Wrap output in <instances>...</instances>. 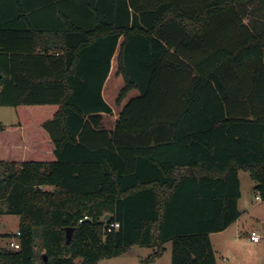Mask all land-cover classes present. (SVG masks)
Wrapping results in <instances>:
<instances>
[{"label":"trees","instance_id":"trees-1","mask_svg":"<svg viewBox=\"0 0 264 264\" xmlns=\"http://www.w3.org/2000/svg\"><path fill=\"white\" fill-rule=\"evenodd\" d=\"M118 47L116 103L140 94L115 119ZM0 106L21 112L0 123V215L20 218L0 264H151L167 241L217 264L241 170L264 200V0H0Z\"/></svg>","mask_w":264,"mask_h":264},{"label":"rangeland","instance_id":"rangeland-1","mask_svg":"<svg viewBox=\"0 0 264 264\" xmlns=\"http://www.w3.org/2000/svg\"><path fill=\"white\" fill-rule=\"evenodd\" d=\"M114 66V72L106 82L105 97L112 102L115 118L116 112H119L115 100L124 86V80L116 73V58ZM20 114L15 107L0 106V123L17 124ZM107 121L111 123L112 119L108 117ZM241 179L243 197L238 206L241 213L238 221L223 231L211 233L217 264H264V239L255 243L249 237L253 231L264 234V200L256 198V181L251 178L249 172H241ZM19 227L18 215H0V251L12 248L10 242L18 240L16 234ZM164 247L163 254L151 264H172V241H167ZM156 250L154 246H133L120 255L103 258L96 264H143Z\"/></svg>","mask_w":264,"mask_h":264},{"label":"crops","instance_id":"crops-1","mask_svg":"<svg viewBox=\"0 0 264 264\" xmlns=\"http://www.w3.org/2000/svg\"><path fill=\"white\" fill-rule=\"evenodd\" d=\"M118 55H119V47H118V49H117V51H116V53L114 54V56H113V58H112V61H111V69H110V72H109V76H108V78H107V80H106V82L109 80V78H110V76L113 74V72H114V64H115V58H116V64H117V66H116V73L118 74V75H120V76H122V78H123V75L121 74V73H119L118 72ZM124 80V79H123ZM106 82H105V85H104V88H103V96H104V98H105V100L107 101V103L113 108V110H115L114 109V107H113V105H112V102H110V100H108L106 97H105V89H106ZM121 91V90H120ZM120 93V92H119ZM131 94H133V96H131ZM139 90H137V89H132V90H130L129 92H128V94H127V96L122 100V102L120 103V104H117L116 103V100H115V103H116V105L117 106H119V112L117 113L116 112V115H115V119H117L118 117H119V114H120V112L122 111V109L124 108V106L132 99V98H135V97H137V96H139ZM119 95V94H118ZM118 97V96H117ZM117 99V98H116ZM241 172H243V170H241L240 172H239V177H240V183H241V190H242V179H241ZM246 172V171H245ZM46 188H50V187H46ZM258 193H257V195H256V198L257 199H259V200H262L261 199V197L259 196V198H258ZM242 197H243V194H242V191H241V197H240V199H239V201H238V206H240V202H241V199H242ZM240 217V216H239ZM238 221V218H237V220H235L234 222H237ZM234 222L232 223V224H234ZM231 224V225H232ZM230 225V226H231ZM229 226V227H230Z\"/></svg>","mask_w":264,"mask_h":264},{"label":"built area","instance_id":"built-area-1","mask_svg":"<svg viewBox=\"0 0 264 264\" xmlns=\"http://www.w3.org/2000/svg\"><path fill=\"white\" fill-rule=\"evenodd\" d=\"M258 198H259V196H258ZM260 199V198H259ZM117 227H119V223H112L110 226H109V231L110 230H112V228H117ZM17 236H19L20 235V232L18 231L17 232V234H16ZM250 240L252 241V242H255V243H258V242H260V241H262L263 239H264V234H260V233H257L256 231H253L251 234H250ZM10 246L12 247V248H15V249H18V248H20V241H19V239L18 240H13V241H11L10 242Z\"/></svg>","mask_w":264,"mask_h":264},{"label":"water","instance_id":"water-1","mask_svg":"<svg viewBox=\"0 0 264 264\" xmlns=\"http://www.w3.org/2000/svg\"><path fill=\"white\" fill-rule=\"evenodd\" d=\"M110 217V214H106L105 215V218H109ZM72 231H73V228L72 227H68L66 229V236H67V239L70 240L71 239V235H72Z\"/></svg>","mask_w":264,"mask_h":264}]
</instances>
